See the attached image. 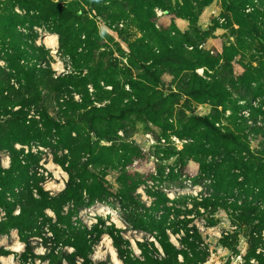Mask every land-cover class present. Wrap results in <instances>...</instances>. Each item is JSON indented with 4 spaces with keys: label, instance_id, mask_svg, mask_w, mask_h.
Masks as SVG:
<instances>
[{
    "label": "rangeland",
    "instance_id": "374dc122",
    "mask_svg": "<svg viewBox=\"0 0 264 264\" xmlns=\"http://www.w3.org/2000/svg\"><path fill=\"white\" fill-rule=\"evenodd\" d=\"M17 1L22 4L40 2ZM42 1L73 10L81 18L65 35L68 44L76 42L73 56H65L59 50L58 35L33 25L36 22L46 24L37 19L39 13L12 6L14 0H0V31L4 32L14 20L17 21L13 39L4 40L0 35V42H13L12 46L0 45V66L16 64L14 59L22 42L23 45L36 42L37 46L50 51L55 78L67 74L73 76L64 90L65 103L63 100L58 102L52 95L46 104L55 118L63 116L61 110L64 109L60 105H67L63 108L73 121L68 120L64 129L67 147L59 144L58 139L53 140V146L49 148L34 142L30 146H15L24 154L32 153L41 158L37 166H32L31 174L44 176L41 185L51 196L63 191L68 181L66 172L53 161L55 154L61 159L71 153H80L84 161L94 159L93 172L100 174L97 176L115 189L120 188L118 178L124 170L137 173L149 187L161 189L169 182L172 168H180L176 166L180 152L193 144L192 157L185 154V173L195 176L198 173L195 158L202 149L192 139H182L178 135L193 115L209 117L223 132H232L247 140L252 152L264 142V0ZM203 53H208L211 60H218L217 64L198 65V60L203 62ZM21 64L27 66L24 61ZM143 66L158 72L159 84L145 73ZM195 76L211 85L214 81L220 82L213 93L221 100L198 101L188 96ZM11 84L15 88L13 93H17L20 88L17 77ZM172 93L177 96L169 97L164 104L171 110L169 122L155 121L147 114L128 113L123 120L115 118L112 123L104 121L98 125V135L89 131L88 120L84 118L86 110L78 107L85 100L92 104L87 110L112 107L114 114H118L120 108L133 102L155 103L160 96ZM38 109L34 108L32 112L36 119H39L35 116ZM89 147L94 155L87 154ZM0 159L4 168L10 166L9 152L1 151ZM105 161H112L115 167L100 165ZM90 179L95 178L91 176ZM144 189L141 187L139 192L150 203ZM200 190L189 186L185 190L172 189L167 193L171 198L179 194L196 196ZM48 215L54 217L50 211ZM216 217L220 223L213 228H204V223L196 220L210 245L211 255L206 264H249V237L245 234L239 236V253L222 247L219 239L223 231L232 229V222L224 210ZM80 218L89 227L99 218L107 224H115L132 242L137 255L140 252L136 242H143L146 238L153 240L151 236L128 229L118 212L106 204H95L83 210ZM31 240L35 253L44 255L47 250L45 241L40 237ZM172 240L177 243L174 236ZM0 248L14 253L1 257L3 264H21L25 245L17 231L0 237ZM92 258L97 262L121 263L109 235L103 236ZM253 263L256 264L254 258L250 260V264ZM36 264L48 262L37 259Z\"/></svg>",
    "mask_w": 264,
    "mask_h": 264
},
{
    "label": "trees",
    "instance_id": "16d2710c",
    "mask_svg": "<svg viewBox=\"0 0 264 264\" xmlns=\"http://www.w3.org/2000/svg\"><path fill=\"white\" fill-rule=\"evenodd\" d=\"M27 4L14 0L12 6L39 13L37 19L46 24L36 22L33 25L58 35L59 50L72 57L77 45L76 42L68 44L65 35L81 18L75 11L55 3L47 4L40 0L39 3ZM16 23L14 20L8 29L0 31L4 40L15 37L13 29ZM0 45L12 46L13 42H0ZM25 45L21 43L14 59L15 65L0 66V152H9L11 160L10 166L4 168L0 159V237L18 232L20 241L25 245L21 264H36L37 259L48 264H113L106 260L97 262L92 258L104 235L111 238L120 264H206L211 255L210 245L206 243L196 220H201L204 228L216 227L220 223L216 215L221 210L229 214L232 229L222 232L220 245L239 253V236L245 234L249 237L247 262L250 264L254 258L256 264H264V142L252 152L247 140L232 132H223L209 117L193 115L185 129L178 132L179 137L192 139L202 149L195 158L198 164L195 176L185 173V154L192 157L193 144L180 152L176 160V166L180 168H172L169 182L161 189L149 187L137 173L125 170L118 178L120 188L115 189L104 178L97 176L100 174L93 172L94 159L84 161L80 153H71L61 159L55 154L53 161L66 172L68 181L65 189L56 195L51 196L45 191L41 185L44 176L31 174L32 166H37L41 158L32 153L24 154L15 146H30L34 142L49 148L53 146L52 141L58 139L59 144L67 147L64 129L68 120L72 121L63 108L67 105H60L64 109L61 110L63 116L55 118L46 104L52 95L58 102L63 100L68 80L73 76L67 74L55 78L50 51L44 46H37L36 42ZM203 54V62L198 60V65L217 64L218 60H211L208 53ZM21 61L27 66H23ZM143 69L156 84L160 83L158 72L146 66ZM14 77L20 84L17 93H13L15 88L11 84ZM218 85H221L218 81L211 85L195 76L191 80L192 90L188 96L198 101L221 100L213 93ZM176 96L174 93L165 97L162 95L155 103L133 102L120 108L118 114H114L112 107L87 110L92 104L85 100L78 107L86 110L84 118L88 120L89 131L98 135V125L112 123L115 118L123 120L128 113L147 114L155 121L169 122L171 110L164 104L169 97ZM34 108H39L35 115L39 119L32 116ZM87 154H93L91 147ZM100 165L115 167L112 161L100 162ZM91 176L95 178L93 181ZM143 186L150 203L139 192ZM189 186L199 187L200 193L196 196L179 194L174 198L167 193L172 189L185 190ZM95 204L114 208L128 229L151 236L153 240L146 238L143 242H136L140 252L137 255L132 242L115 224H107L99 218L97 223L87 226L82 222L80 213ZM48 211L54 217L49 216ZM38 237L45 241L47 249L42 256L35 253L31 242ZM11 254L14 253L0 248V264H3L1 257Z\"/></svg>",
    "mask_w": 264,
    "mask_h": 264
},
{
    "label": "bare ground",
    "instance_id": "6f19581e",
    "mask_svg": "<svg viewBox=\"0 0 264 264\" xmlns=\"http://www.w3.org/2000/svg\"><path fill=\"white\" fill-rule=\"evenodd\" d=\"M51 38H53V37H51ZM114 254V253H113Z\"/></svg>",
    "mask_w": 264,
    "mask_h": 264
}]
</instances>
